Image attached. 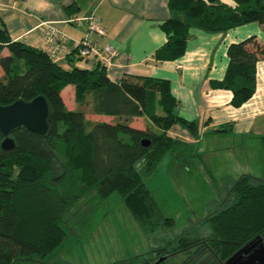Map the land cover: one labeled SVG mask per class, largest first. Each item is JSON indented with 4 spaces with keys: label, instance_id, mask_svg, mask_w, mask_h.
<instances>
[{
    "label": "trees",
    "instance_id": "trees-1",
    "mask_svg": "<svg viewBox=\"0 0 264 264\" xmlns=\"http://www.w3.org/2000/svg\"><path fill=\"white\" fill-rule=\"evenodd\" d=\"M234 1L233 7L221 0H170L171 17L161 25L168 39L155 52L157 62L182 57L192 27L216 31L257 22L264 28V0ZM78 52L76 47L73 54L83 60ZM228 55L225 77L210 87L231 90V103L239 107L256 91L264 45L252 36L231 44ZM93 62L91 69L71 62L65 67L46 51L12 40L0 18V104L43 95L51 109L44 136L19 128L12 133L15 148H0V264H53L68 237L67 215L84 199L104 200L113 192L146 232L175 227L145 175L166 154H186L188 144L169 136L171 127L179 124L196 136L197 122L180 115L170 80L125 73L116 82L106 65ZM71 84L79 109H69L62 96ZM89 105L93 113L115 116V122L87 119ZM134 117H147L151 124L132 126ZM261 145L264 161V136ZM229 183L223 203L202 221L207 233L186 229L168 241V248L204 244L226 260L257 237L264 239V175L243 173Z\"/></svg>",
    "mask_w": 264,
    "mask_h": 264
},
{
    "label": "crops",
    "instance_id": "crops-1",
    "mask_svg": "<svg viewBox=\"0 0 264 264\" xmlns=\"http://www.w3.org/2000/svg\"><path fill=\"white\" fill-rule=\"evenodd\" d=\"M169 1L0 0V18L12 40L44 51L50 46L46 36L48 29L63 35L51 43L58 50L55 61L63 66L71 67L72 63L91 69L94 67L93 61L79 60L73 54L77 41L84 39L89 32L88 21L72 19L86 18L94 13L100 18L106 33H91L90 40L101 47L112 44L119 52L109 70L110 78L117 82L123 74L132 73L170 80L172 92L179 100L180 115L197 122L198 135L175 124L168 131L169 136L187 143L189 147L200 143L206 136L232 138L233 143H237V140L244 143L261 141L264 136V59L257 65L254 95L239 107L231 103V90L210 87V84L225 77L230 61V45L252 36H256L264 45V28L257 22L216 31L192 27L186 53L178 59L160 63L155 59V52L168 39L161 25L171 17ZM221 1L233 7L236 5L234 0ZM71 58L74 60L70 61ZM2 75L1 69L0 77ZM62 96L69 109H79L74 85L63 89ZM69 101L72 108L68 106ZM86 117L95 122L116 120L115 116L93 113L91 105L87 107ZM135 121L138 128L151 124L147 117H134L131 123L135 124ZM221 127L226 129L215 131ZM233 179L230 178L228 183Z\"/></svg>",
    "mask_w": 264,
    "mask_h": 264
},
{
    "label": "rangeland",
    "instance_id": "rangeland-1",
    "mask_svg": "<svg viewBox=\"0 0 264 264\" xmlns=\"http://www.w3.org/2000/svg\"><path fill=\"white\" fill-rule=\"evenodd\" d=\"M66 96L68 99L67 92ZM68 104L72 108L70 101ZM250 172L264 175L260 139L233 143L232 138L206 136L187 148L183 156L179 151L166 154L157 169L145 175L163 213L175 219L174 228L146 232L118 192L104 200L84 199L67 215L68 237L51 260L53 264H137L148 260L160 247L166 246L169 251L168 241L186 229L205 235L207 227L202 221L223 203L229 191L228 180ZM186 262L215 264L216 256L200 244L167 257L161 264Z\"/></svg>",
    "mask_w": 264,
    "mask_h": 264
},
{
    "label": "water",
    "instance_id": "water-1",
    "mask_svg": "<svg viewBox=\"0 0 264 264\" xmlns=\"http://www.w3.org/2000/svg\"><path fill=\"white\" fill-rule=\"evenodd\" d=\"M50 115L49 103L43 95H37L30 100L18 98L9 104H0V133L3 136L0 148L4 151H10L15 148L12 133L19 128H26L44 136L49 130ZM143 143L147 144L148 141L144 140ZM253 242L254 245H259V248L253 255L255 258L250 261V264H264V241L261 236L243 246L227 260V264H231L233 259L239 253L245 251Z\"/></svg>",
    "mask_w": 264,
    "mask_h": 264
},
{
    "label": "built area",
    "instance_id": "built-area-1",
    "mask_svg": "<svg viewBox=\"0 0 264 264\" xmlns=\"http://www.w3.org/2000/svg\"><path fill=\"white\" fill-rule=\"evenodd\" d=\"M81 19H86L88 21L89 32L84 39L79 40L76 43V47L79 49V56L82 57L83 60H100L104 65H106L107 69L110 70L115 64V58L119 54L117 48L112 44H107L101 47L98 46L96 42H92L90 40L91 33L95 32L98 35H104L106 33L105 28L100 22V18L93 13L86 18H73L72 20L80 21ZM46 36L48 38V42L50 43V46L46 48V52L53 60H57L58 50L56 49V46H53L52 44L55 42V40L62 38L63 35H58L56 32H53L52 29H48Z\"/></svg>",
    "mask_w": 264,
    "mask_h": 264
},
{
    "label": "flooded vegetation",
    "instance_id": "flooded-vegetation-1",
    "mask_svg": "<svg viewBox=\"0 0 264 264\" xmlns=\"http://www.w3.org/2000/svg\"><path fill=\"white\" fill-rule=\"evenodd\" d=\"M170 248H172L171 249L172 251L171 252L167 251L165 253L164 249H162V247H160V248L155 250L154 255H152V257H150L148 260L144 259L143 262L137 263V264H161V262H163L164 259H167V257H170V256H172L174 254H177V253H180V252L187 251V250L191 249L189 247V248H183V249H179V250H174L175 248H173L172 246ZM241 248L236 250L226 260H222L216 254H214L216 256V263L215 264H227V260L230 257H232L235 253H237ZM258 248H259V245H254V242L251 243L245 251L239 253L237 255V257L233 259L231 264H250V261H252V259L255 258L253 255L256 253ZM201 263H203V262H200V263L199 262H196V263L192 262L191 264H201ZM180 264H190V263L186 262V263H180Z\"/></svg>",
    "mask_w": 264,
    "mask_h": 264
}]
</instances>
